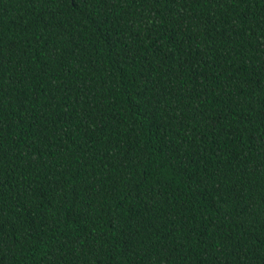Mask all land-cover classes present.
Wrapping results in <instances>:
<instances>
[{"label":"trees","instance_id":"trees-1","mask_svg":"<svg viewBox=\"0 0 264 264\" xmlns=\"http://www.w3.org/2000/svg\"><path fill=\"white\" fill-rule=\"evenodd\" d=\"M0 264H264V0H0Z\"/></svg>","mask_w":264,"mask_h":264}]
</instances>
